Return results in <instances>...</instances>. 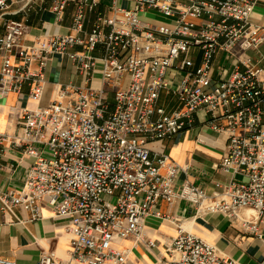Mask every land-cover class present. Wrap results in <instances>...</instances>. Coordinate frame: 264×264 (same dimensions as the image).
<instances>
[{
    "label": "built area",
    "instance_id": "built-area-1",
    "mask_svg": "<svg viewBox=\"0 0 264 264\" xmlns=\"http://www.w3.org/2000/svg\"><path fill=\"white\" fill-rule=\"evenodd\" d=\"M47 1L57 17L75 4L70 32L26 44L30 11ZM255 1L112 0L104 15L100 0H0V96L29 84V97L40 98L54 54L67 55L82 77L79 85L61 86L46 106L22 108L16 130L0 134L33 159L21 189L0 192L2 209L26 204L40 218L30 204L47 200L56 217L68 220L67 258L49 250L36 264H120L130 250L112 244L129 236L156 248L143 219L161 216L152 209L159 201L185 200L233 218L250 210L242 226L264 240V55L248 54L264 47V27L249 22ZM87 12L96 14L89 31ZM145 12L167 21L148 22ZM19 13L23 20L7 18ZM189 50H201L202 62L187 69L192 62L180 56ZM216 54L234 59L225 76H214ZM162 95L175 100L171 111ZM199 112L227 136L219 168L231 178L215 182L212 194L189 182L176 187L182 167L150 147L191 129ZM164 251L166 264H235L181 225ZM0 264L16 263L0 258Z\"/></svg>",
    "mask_w": 264,
    "mask_h": 264
},
{
    "label": "crops",
    "instance_id": "crops-1",
    "mask_svg": "<svg viewBox=\"0 0 264 264\" xmlns=\"http://www.w3.org/2000/svg\"><path fill=\"white\" fill-rule=\"evenodd\" d=\"M41 5H35L30 11L24 35L26 44L32 43L36 36L63 35L70 32L75 4H69L61 17L51 11L49 1L44 6ZM111 5L112 0H100L99 11L107 15ZM16 7L12 6L11 10ZM7 18L23 20V14L8 15ZM95 18V13H86L87 31L91 30ZM142 18L157 24L167 21L157 12H145ZM249 22L264 27V0L255 1ZM2 33L3 28L0 25V35ZM248 54L256 59L258 54L264 55V47H261L259 52L250 51ZM221 55L216 54L211 62L215 77L227 75L234 63L233 58L225 60ZM183 58L192 62L187 69L197 67L202 62V51L183 52L180 59ZM227 61L230 65L223 66ZM1 64L0 53V68ZM100 75L98 64L94 71V85L100 83ZM44 76L46 81L43 93L38 99L29 97V84H24L19 92L0 96V134L13 133L16 130L22 108L36 109L46 106L59 93L61 86L79 85L82 81L81 75L67 55H52ZM179 76L180 73L177 78ZM161 104L167 111H171L175 100L162 95ZM207 117L203 112H199L191 129L180 132L171 140L155 141L150 147L155 152L164 150L182 167L175 178L176 187L189 182L204 188L207 194H212L215 191L214 183H226L231 175L219 168L227 136L212 130L206 121ZM32 161V158L24 155L22 148L11 145L9 139H0V192L21 189ZM30 206L40 212V218L33 219L32 211L26 204L15 206L12 211H4L0 205V258L12 260L16 264H36L42 252L50 250L58 257L66 259L71 248V235L65 230L68 220L56 217L47 200L33 201ZM152 209L161 213V216L148 215L143 219V227L145 235L156 241V248L148 249L137 243L132 236L116 239L113 241V248L130 250L120 264H166L164 249L179 225L214 244L221 256L230 258L235 264H264V240H259L246 231L240 221L250 216L251 212L247 213L246 209L238 213V218H233L223 212L205 211L203 206L179 199L172 203L159 201Z\"/></svg>",
    "mask_w": 264,
    "mask_h": 264
},
{
    "label": "rangeland",
    "instance_id": "rangeland-1",
    "mask_svg": "<svg viewBox=\"0 0 264 264\" xmlns=\"http://www.w3.org/2000/svg\"><path fill=\"white\" fill-rule=\"evenodd\" d=\"M223 60H224V59H223ZM225 60H226V59H225ZM224 65H227V66H228V65H230V63H228V61H227V63L223 64V66H224ZM230 68H231V67H230ZM183 73H184V72H181V73H180V76L177 78V81L180 79V77L182 76Z\"/></svg>",
    "mask_w": 264,
    "mask_h": 264
},
{
    "label": "bare ground",
    "instance_id": "bare-ground-1",
    "mask_svg": "<svg viewBox=\"0 0 264 264\" xmlns=\"http://www.w3.org/2000/svg\"><path fill=\"white\" fill-rule=\"evenodd\" d=\"M251 211H249V210H247V213H250ZM243 214V213H242ZM242 214H240V215H242ZM244 215V214H243ZM246 218H247V216H246Z\"/></svg>",
    "mask_w": 264,
    "mask_h": 264
}]
</instances>
